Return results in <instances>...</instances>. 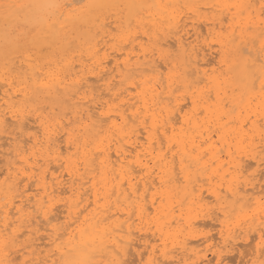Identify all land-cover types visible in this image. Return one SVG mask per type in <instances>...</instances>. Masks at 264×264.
Instances as JSON below:
<instances>
[{
  "label": "bare ground",
  "instance_id": "bare-ground-1",
  "mask_svg": "<svg viewBox=\"0 0 264 264\" xmlns=\"http://www.w3.org/2000/svg\"><path fill=\"white\" fill-rule=\"evenodd\" d=\"M7 1L8 5L13 3L14 9L0 11V138L4 129H10L9 134L5 133L9 141H0V147L8 144V149L0 150L4 156L0 262L7 264L16 258L10 255L16 253L19 264H127L131 251L136 252L138 263L144 253L148 263L155 261L157 254L162 258L177 257L195 243L181 231L198 226L194 224V205H201L205 199L203 190L216 199L214 202L222 204L213 215L206 202L207 213L203 206L200 208L206 217L218 221L220 229L213 237L223 241L226 250L232 251L238 238L247 240L250 232L252 239L259 241L264 227V205L260 201L264 197H260L262 188L256 183L260 178L241 179L250 163L242 159L243 153L238 158L234 155L250 147L244 157L253 160L257 167L264 163V149H257L259 145L264 147V130L256 126L259 120L264 124V19H260L261 8L254 7V0H239L238 10L230 14L229 30L224 29L226 33L215 30L223 26L206 28L215 36L213 43H206V49L209 53L215 50L218 64L224 67L217 75L212 68L210 72L204 68L203 64L209 63L205 58L208 52L194 43L196 37L187 40L190 34L185 36V26H140L146 28L142 33L147 46L140 47L141 54L133 61L128 56L130 52L123 51L126 57L121 64L116 56L121 53L117 51L111 59L114 69L106 72L107 56L100 54L99 46L103 33L110 31L105 32V26H78L80 22L72 23L67 14L59 20L49 10L56 0ZM108 1L111 0H94L92 5ZM125 27L120 28L121 41L132 36L130 26ZM197 28L192 26L193 34L198 33ZM168 38L173 43L169 47L176 46L174 53L164 48ZM253 40H257V45ZM162 52L167 60L161 58ZM17 53L24 58L16 67L12 59ZM82 54L94 66L78 75L82 70H73L72 63ZM156 59L173 69L172 77L167 74L163 84ZM88 75L102 81L99 87L106 90L108 100L93 101L90 94L86 95L85 89L91 87ZM115 78L116 85L123 86L115 88L111 83ZM195 79L205 84L196 88L192 83ZM255 82L256 90L252 89ZM177 86L191 89L187 91L189 113H181L184 106L179 95L174 94ZM109 100L117 101L116 106L109 105ZM225 102L236 108L233 115L224 109ZM199 109L204 114L201 118L197 117ZM249 113L255 120L250 121ZM27 115H32V129L37 127L36 132L25 131ZM62 118L70 119L68 124L72 125L60 128L66 135L65 149H72V154L65 156H61L62 145L55 130ZM246 119L252 134L243 128ZM230 121L238 125L227 127ZM212 131L222 150L216 147ZM51 154L54 170L62 167L63 173L51 170L47 158ZM224 156L230 166L224 167ZM247 202L255 206L244 209ZM235 205L239 215L234 216H240L245 224L243 233L237 235L228 231L232 224L228 228L226 220L218 217L220 213L225 218L228 209H235ZM239 218L236 225L231 219L235 226H239ZM22 228L24 231H20ZM41 229L45 234L39 235ZM20 235L25 236V243L16 249L14 242ZM213 237L206 235L203 242H212ZM215 256L217 260L222 257L220 253ZM208 258L204 253L199 263L209 264ZM180 261L177 258L174 262Z\"/></svg>",
  "mask_w": 264,
  "mask_h": 264
},
{
  "label": "rangeland",
  "instance_id": "rangeland-1",
  "mask_svg": "<svg viewBox=\"0 0 264 264\" xmlns=\"http://www.w3.org/2000/svg\"><path fill=\"white\" fill-rule=\"evenodd\" d=\"M240 1L239 0H111V1H108L107 3L104 2L102 4H100L99 6L96 5V6H93L92 4L94 3V0H56L54 1V5L50 6L51 8L49 9L51 12H52V16L54 14V17L58 16V19L59 20H62L63 17H64V14H67V16H69V21L71 20L72 23H77L76 25H78V22H80L78 26H105V32L108 30H110L108 33H103L102 35V41L100 42V47H101V53L100 54H106L107 58H106V62L104 63L106 65L105 67V70L106 72H110L112 69H114V65L113 63L111 62V59L113 57L114 54H117L119 51L121 53V55L118 53V63L121 64L122 62V59L125 56V54H122L123 51H128L130 52V54L128 55L131 59V61H133L134 59L137 58L138 55L141 54V50H140V47L141 46H147V38H146V35L144 33H142V31L146 30V28H142L140 29V26H185L186 29L185 31L187 30L188 31V34H186L185 36H189V38L187 40H192L193 38L196 37V40H194V43H198V46H202V48L206 49V43H213L211 41L215 39V36L212 35V34H209L207 32V27H210V26H223L222 28H215L216 32L217 29L222 32L223 34L226 33L227 31L225 30H229V24L232 22L231 19L229 18L230 17V14L237 11L238 10V3ZM254 3V7L256 8H261V4L264 3V0H257V3H256V0L252 1ZM13 3L11 2L10 5H12ZM0 11H4V12H8L10 11L11 9H14V7L12 8H9L7 7L8 6V1L7 0H0ZM53 9V10H52ZM227 11V12H226ZM229 13V14H228ZM56 15V16H55ZM62 16V17H61ZM262 17V18H261ZM219 18V19H218ZM229 18V19H228ZM260 19L263 20L264 19V14H262V11L260 12ZM88 20V21H87ZM68 23V22H66ZM74 23V24H75ZM119 26V27H118ZM125 26H130V35L131 38H129V40L127 41H121L120 40V37L119 36V33H120V28H123L126 29ZM133 26V27H132ZM138 26V28H137ZM192 26L194 27H198L197 28V34H193V30H192ZM200 27V28H199ZM133 28H134V31H133ZM191 28V29H190ZM226 28V29H225ZM26 29V28H25ZM201 29V30H200ZM225 29V30H224ZM204 30V32H203ZM248 30H251L250 28ZM115 31V32H114ZM118 31V32H117ZM137 31V32H136ZM133 32V33H132ZM110 34V35H109ZM115 36V37H114ZM184 36V37H185ZM105 39V40H104ZM115 39V40H114ZM134 39V40H133ZM145 40V41H144ZM134 41V42H133ZM197 41V42H196ZM256 42V45H257V40H253V42ZM107 42V43H106ZM123 42V43H122ZM130 42V43H129ZM168 42L169 43H166V45L164 44V48H168L170 51V53H174L176 51V46L174 45V47H171L173 46V43H172V39L171 38H168ZM254 42V43H255ZM106 43V44H105ZM200 43V44H199ZM122 44V45H121ZM127 44V45H126ZM168 44H172L170 47ZM204 44V45H203ZM129 45V46H128ZM133 45V46H132ZM215 48L217 47L216 45L212 44ZM110 46V47H109ZM136 46V47H135ZM198 47V48H199ZM111 48V49H110ZM118 48V49H117ZM123 48V49H122ZM134 48V49H133ZM175 48V49H174ZM105 49V50H104ZM132 49V50H131ZM173 49V50H172ZM104 50V51H103ZM106 51V52H105ZM139 51V52H138ZM114 52V53H113ZM205 52L207 53L208 50L206 49ZM43 53L45 55H48L49 53L45 51V49L43 50ZM245 53H247L245 51ZM135 54V55H134ZM83 55V54H82ZM77 56V55H76ZM14 57V56H13ZM75 57V56H74ZM82 58H80L79 56H77L76 58H73V70H77V71H81V72H77L78 75L82 74V72H87L89 69H91V67L94 66V63H92V60L90 61V59H88V57L86 58V56L84 57L81 56ZM156 57V55L154 56V58ZM211 57V58H210ZM24 58V55L21 56L20 53H17L15 54V57L12 59V61L14 62V65L17 67L20 65V62H22V59ZM32 58V56H31ZM110 58V60H109ZM207 59V63L209 61L208 64H203L204 68L207 69L208 72H210L211 68L214 70L213 71V74L214 75H217L218 73L222 72L224 67H220V65L218 64V59H219V54L216 53L215 50H212V52H208V54L206 55L205 57ZM82 59V60H81ZM87 59V60H85ZM210 59V60H209ZM20 60V62H19ZM79 60V61H78ZM108 60V61H107ZM159 59H156V63L158 65V69L160 71V73H163V78L165 76H167V72H168V69L167 67L164 66V64L162 63L161 60ZM16 61V62H15ZM77 61V62H76ZM85 63L84 66H79L81 65L82 63ZM109 64H108V63ZM79 63V64H78ZM89 63V64H88ZM88 64V65H87ZM76 65V66H75ZM90 65H92L90 67ZM51 66V65H50ZM79 66V67H78ZM121 66V65H120ZM160 66V67H159ZM81 68V69H80ZM85 68V69H84ZM209 69V70H208ZM166 74V75H165ZM159 76V80L161 81V76L160 74H158ZM91 76L88 75V83L90 81V85L91 87L85 89L87 90L86 92V95L90 94L91 96H88L90 97L92 100L95 98V100H101V101H104L105 99L108 100L109 99V96L106 94V90H103V86H100L99 85L101 84L102 81H96V78L94 76L91 77V79L89 78ZM90 79V80H89ZM95 79V80H94ZM116 79L115 78L111 83H114L115 85V88H118V87H121L123 86L121 84V86H119L118 84L116 85ZM92 80V81H91ZM94 80V81H93ZM164 81V80H163ZM93 82V83H92ZM99 83V84H98ZM136 85H138L137 81L135 82ZM203 84H205L204 82H200L198 85L197 84H194L195 86L197 85L196 88H199L201 87ZM1 85V84H0ZM113 85V84H112ZM94 87V89H93ZM195 89V88H194ZM252 89L256 90L257 89V82H255L253 85H252ZM100 91H102V94L101 92L99 93ZM133 91V90H132ZM187 91H191V89L187 90ZM185 89H183L181 86H177L175 87L174 89V94L176 92V96L178 97L179 99V102L182 104V109H181V113L184 114L186 113V111L189 113L190 112V109H191V103L189 102V95H188V92H187ZM262 91H264V87L262 88ZM94 92V93H93ZM134 92V91H133ZM106 95H104V94ZM180 93V94H179ZM95 94V95H94ZM97 94V95H96ZM100 94V95H99ZM182 94V95H181ZM184 94V95H183ZM186 94V95H185ZM194 94H196V91L194 90ZM93 95V96H92ZM99 95V96H98ZM164 95V94H162ZM101 96V97H100ZM2 97V93H1V89H0V98ZM93 97V98H92ZM187 97V98H186ZM99 98V99H98ZM212 98V99H211ZM187 99V100H186ZM211 101H214V98L211 96L210 97ZM93 100V101H95ZM2 102V100L0 101ZM116 102L117 101H108L109 105H113V106H116ZM184 102V103H183ZM187 102V103H186ZM190 104H189V103ZM111 103V104H110ZM184 104V105H183ZM225 105L224 106V109L225 110H228L232 115L236 112V108L234 107H230V105H228L227 102H225ZM188 107V108H187ZM201 110V111H200ZM185 111V112H184ZM197 111H200V113H198L197 117L198 118H201L204 116L203 112H202V109H199ZM200 114V115H199ZM244 115V112L242 113ZM250 115V121H253L255 120V117L252 115V113H249ZM58 116H61L60 114ZM244 117V116H242ZM253 119V120H252ZM259 119V118H258ZM33 118H32V115H27V119L25 121V124L27 125V127H29V129L25 128V131L27 133H32L33 132H36L37 131V127L35 129H32V126L34 128L35 126V123L33 122ZM223 121H225V117L222 119ZM70 121V119L66 120L65 121V118H62L61 119V123L60 124H57L55 125V130L56 132L58 133L57 134V138H58V143L60 145H62L60 147V152L61 153V156H65V155H69V154H72V149H65V142H64V138L66 135H64V131L62 130L61 131V126L64 125L63 127L64 128H70L72 125L71 123L68 124V122ZM247 121L249 124H247V122L244 123V130H247L249 131L250 129V121L249 120H245ZM258 122H259V125H258ZM28 123V124H27ZM232 123V124H231ZM262 120H259V121H256V126L258 128V130H264V124L262 123ZM67 124L69 126H67ZM180 123L178 122L177 125H179ZM236 124V125H235ZM233 121H230L226 126L227 127H236L238 124L235 123ZM261 124V125H260ZM60 125V126H59ZM246 125V126H245ZM248 127V128H247ZM58 128V129H57ZM214 127H211L210 129L212 130ZM247 128V129H245ZM60 129V130H59ZM28 130V131H27ZM32 130V131H31ZM59 130V132H58ZM8 131H10V129H4V132H3V139L2 136L0 138V141L2 140L3 143H7L9 140L6 139L5 137V133H8ZM14 132H16V130H14ZM252 130H250V133L248 132V134H252ZM9 134V133H8ZM17 132L15 133V136H17ZM9 136V135H8ZM61 136V137H59ZM22 138V137H20ZM142 138V137H140ZM61 139V140H60ZM63 139V140H62ZM143 139V138H142ZM212 139L213 140H216L217 139V136H216V132L215 131H212ZM6 141V142H4ZM257 141V140H255ZM62 142V143H61ZM218 142V143H217ZM64 144V146H63ZM205 143L202 144V146H205L204 145ZM217 144V148L222 150L223 148L221 147V144L218 140H216L215 142V145ZM59 145V146H60ZM259 145V144H258ZM4 146V148H3ZM219 146V147H218ZM260 147V148H259ZM257 147V149L259 150H263L264 147L263 146H260ZM62 148H63V151H62ZM263 148V149H262ZM8 149V144L4 145L2 144V146L0 147V150H6ZM164 149V148H163ZM247 149L249 150L250 147H247ZM246 149V151H243V152H239V153H235L234 156L235 158H238L242 153V159H244V161L249 162L248 164L249 165L247 166V170L243 173V176L241 179H244V180H250L251 181H255L256 179V183H260V187L259 188H262V193H259L260 194V197L263 196L264 197V163L262 162L260 166H256V164L254 163L253 160L249 159V158H245L244 157V154L246 152H248V150ZM233 150V149H232ZM1 152V151H0ZM223 152V151H221ZM241 153V154H240ZM54 154H51L49 155L47 158H49L50 160H48V162L50 163L49 165H52V168L51 170H54L53 168V165H55L54 162H52L51 160V156H53ZM76 154H73V156H75ZM207 157V155H206ZM225 157V156H224ZM241 157V156H240ZM225 163H224V167H227V166H230L229 165H226L228 164L227 161H228V158L225 157ZM249 159V161H248ZM3 160V161H1ZM4 156L2 155V153H0V182L3 180L4 178V172H2V170L4 169ZM41 162V161H40ZM39 162V163H40ZM57 164L60 163V161L56 162ZM245 163V164H246ZM253 164V165H252ZM214 165V164H213ZM51 167V166H50ZM3 168V169H2ZM2 169V170H1ZM231 169V168H230ZM259 169V170H257ZM60 170V171H59ZM62 170V167L58 168V169H55L54 172L56 174H59V173H63V170ZM257 173V175H255ZM251 174V175H250ZM253 174H254V177L253 178ZM259 174V176H258ZM262 174V175H261ZM261 175V177H260ZM245 176V178H244ZM248 177V178H247ZM253 178V179H252ZM262 184V185H261ZM205 188V187H203ZM66 195L67 196V193L66 194H62L60 195V197L62 198V196ZM205 195V196H204ZM203 196L205 199H203V202H206V207L208 210H206L203 202H201V205H194V224L198 225V226H195V225H192V229L190 227H185L183 228V230L181 231L182 234H184V237H187L186 239H188V241H194L195 243H192L193 245H191V243L188 244V246H190V249L188 248V250H185V251H182V253H178L180 251L176 250L175 251V254H177V257H174V258H168L167 256L166 257H159L158 254L156 255V260L153 261V262H147L145 259H146V256H147V253H144L143 255V258L139 261L138 263V260L136 258V252L135 251H131V253L129 252L128 255H127V264H175V260L177 258H180L181 261L178 263V264H202V263H199V259L200 257L205 253V255H207V258H211L210 259V262L209 264H217V261H223L225 264H241V262L243 261L244 264H253V262H255V264H260V261L261 260H264V255H261V251H257V248H256V245H257V241L258 240H254L252 239L253 237V233L250 232V231H246V233H248L250 235V237L247 239V240H243L241 238H238L236 240V245H235V248L236 250L231 249L228 251L226 250V248H224L223 246V241L221 242L220 239H219V242L217 241V238L213 237V235H215L217 237L218 235V231L220 229V225L218 224V221L214 220L213 219H210V217H206L204 215V212L207 211L208 212H212V215H213V211L214 212H219L218 210L220 209V207L222 206L221 202L220 201H215L216 199H214L213 197H210L207 195V192L203 190ZM65 197V196H64ZM4 198L1 199V201H4L3 200ZM148 199V197L146 198ZM214 199V200H213ZM205 200V201H204ZM208 200V201H207ZM210 201V202H209ZM253 201V200H252ZM252 201H248V202H252ZM260 201L261 203L264 205V198L262 199V197L260 198ZM248 202L246 203V205L244 204V209H251L253 208L255 205L254 204H248ZM209 203V204H208ZM251 207H249V206ZM59 206V204H58ZM200 206H203L201 207L202 209L204 208V210H202L200 208ZM220 206V207H219ZM198 207V208H197ZM211 208V209H210ZM235 209H232L234 211H232L231 209H228L229 213L227 214L226 213V216L225 218L222 216V214L219 213L218 217L219 219L221 220H226L225 223L228 225V228L229 226L232 224L233 226L230 228V230L228 231H232V233L230 232V234H233L236 235L239 234V233H243L241 230L242 227L245 226L242 225V222L241 221V218H239L240 216H237V218H239L240 222L237 223L239 224V226H235L236 225V222H237V218L236 216H234V213L235 215H239L238 213V210L236 205L235 207H233ZM176 209V208H175ZM217 209V210H216ZM242 209V208H241ZM239 210V212L241 213V211L243 210ZM236 211V212H235ZM177 212V211H176ZM227 212V210H226ZM150 216L152 215L153 212L150 211ZM197 213V214H196ZM232 214V215H231ZM204 215V216H202ZM228 215V216H227ZM234 216V217H233ZM229 217V219H228ZM232 217V218H231ZM233 219V222L231 219ZM236 220H235V219ZM209 220V221H208ZM213 220V221H212ZM231 220V221H230ZM235 220V221H234ZM41 221V220H40ZM197 221V222H196ZM198 221L200 223H198ZM203 221V222H202ZM216 222V223H215ZM43 223V221L40 222V224ZM203 223V224H202ZM209 223V225H208ZM214 223V224H213ZM213 224V225H212ZM230 224V225H229ZM215 225V226H214ZM238 228V230L236 232H233L234 229ZM240 229V231H239ZM44 230V229H43ZM42 229L39 231V235H43L45 234V231H43ZM20 231H24V229L22 228ZM239 231V232H238ZM212 236L213 237V241L212 242H203L204 240V236ZM194 236V237H193ZM193 238V239H192ZM203 238V239H202ZM215 238V239H214ZM25 239V236L24 235H20V237L16 238L15 239V242H14V247L16 249H19L22 247V245L25 243L24 241ZM190 239V240H189ZM250 239V240H249ZM20 240V241H19ZM19 241V242H18ZM42 241H44L42 239ZM230 241V239L228 240ZM41 242V241H39ZM202 242V243H201ZM27 243V242H26ZM198 243V244H197ZM211 245H210V244ZM241 246H239V244ZM248 243V245H246ZM202 244V246H201ZM209 244V245H208ZM214 244V245H213ZM246 246H244V245ZM249 244H253L252 246L249 245ZM43 246V245H41ZM243 246V247H242ZM48 246L46 245L45 248H47ZM252 248V249H250ZM138 249V248H137ZM194 249V250H193ZM210 249V250H209ZM139 251L142 250V248L139 247L138 249ZM248 253H246L245 251ZM249 252H248V251ZM178 251V252H177ZM228 251V252H227ZM236 251V252H235ZM257 251V252H256ZM133 252V253H132ZM233 252V253H232ZM235 252V253H234ZM243 252V253H242ZM187 253V254H186ZM194 253V254H193ZM211 253V254H210ZM213 253V254H212ZM216 253H220L222 255V259L220 258V260H217L215 254ZM260 253V254H259ZM130 254L132 257H130ZM227 254V255H226ZM231 254V255H230ZM244 254V255H243ZM250 254V255H249ZM258 254L260 255L258 257ZM263 254V253H262ZM18 255V256H17ZM182 255V257H181ZM185 255V256H184ZM257 255V259L258 261L256 262V257L255 256ZM223 256H224V259H223ZM231 256V259H229ZM233 256V257H232ZM16 257L15 259L12 260V262H14V264H19L20 262V259H19V254L16 253L15 255L14 254H11L10 255V258H14ZM130 257V258H129ZM159 257V258H158ZM229 257V258H228ZM243 257V258H242ZM132 258V259H131ZM136 258V259H134ZM208 258V259H209ZM228 260H226V259ZM255 258V259H254ZM160 259V260H159ZM242 261H241V260ZM131 260V261H130ZM134 260V261H133ZM159 260V261H158ZM162 260H164V262H162ZM226 260V262H225ZM237 260H240L241 262H237ZM17 261V263H16ZM173 261V262H172ZM162 262V263H161ZM169 262V263H168ZM172 262V263H171Z\"/></svg>",
  "mask_w": 264,
  "mask_h": 264
},
{
  "label": "snow or ice",
  "instance_id": "snow-or-ice-1",
  "mask_svg": "<svg viewBox=\"0 0 264 264\" xmlns=\"http://www.w3.org/2000/svg\"><path fill=\"white\" fill-rule=\"evenodd\" d=\"M7 7H12L11 5H8ZM261 11H262V14H264V3L261 4ZM153 51L155 52V49H153ZM161 58L164 59V60H167V56H165L163 54V52L161 53ZM163 73H160V76H161V84H163ZM173 75V69L170 67L168 69V76L169 78H171ZM185 76H188L190 75L189 73H185L184 74ZM193 84H199L200 81L199 79H195L192 81ZM191 86V84L189 85ZM262 87H264V81H262ZM102 154V153H101ZM256 248H257V251H261V252H264V227H261V230H260V239L259 241H257V245H256ZM0 264H4V262H0ZM7 264H14V262L12 261H8ZM23 264H27V262H23ZM64 264H68L67 261L64 262ZM217 264H224L223 261H217ZM241 264H244V262L242 261ZM253 264H255V262H253ZM260 264H264V260H261L260 261Z\"/></svg>",
  "mask_w": 264,
  "mask_h": 264
}]
</instances>
